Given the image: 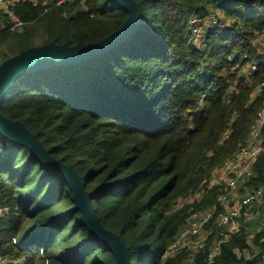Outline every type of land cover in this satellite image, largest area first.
Segmentation results:
<instances>
[{"label": "trees", "instance_id": "obj_1", "mask_svg": "<svg viewBox=\"0 0 264 264\" xmlns=\"http://www.w3.org/2000/svg\"><path fill=\"white\" fill-rule=\"evenodd\" d=\"M41 1L16 6L22 34L0 25L2 61L36 47L96 43L128 18L113 0H75L46 14ZM132 1L141 18L124 42L18 75L0 114L20 122L81 179L101 226L120 238L131 264H185L184 253L165 261L161 253L191 210L214 203L217 190L173 207L243 143L264 103V87L254 94L264 82V54L251 45L254 32L264 31V0ZM216 13L228 24L192 43L190 20ZM248 61L256 65L252 83L240 74ZM253 172L251 185L264 186V150ZM0 209V258L8 264H116L82 224L66 182L1 135ZM261 239L264 230L247 258L237 254L249 247L244 230L232 235L215 264H264ZM210 241L192 264H206Z\"/></svg>", "mask_w": 264, "mask_h": 264}, {"label": "built area", "instance_id": "obj_2", "mask_svg": "<svg viewBox=\"0 0 264 264\" xmlns=\"http://www.w3.org/2000/svg\"><path fill=\"white\" fill-rule=\"evenodd\" d=\"M21 1L37 2V0H0V25L7 29L10 34H22L24 31L25 23L15 12L16 6ZM74 1L42 0V13L46 14L54 7ZM189 24V40L194 44H198L206 29L216 25L225 26L228 24V21L222 15L217 16L216 14H212L203 20L193 18ZM254 36L255 38L251 42L252 46H255L259 40L264 38V32L255 31ZM247 59V55L242 57L243 61ZM255 70V63L248 61L241 66L240 74L248 78L250 73ZM248 82L252 83V80L248 78ZM262 87H264V82L258 84L254 94ZM232 89L230 88L229 92H232ZM263 128L264 103L257 111L250 132L243 143L235 149L229 158L217 166L212 176L199 190L195 191L192 195L176 201V210H181L198 201L197 199L202 200L206 193L214 189L217 190L216 198L212 205L203 209L190 211L186 222L179 229L174 240L161 253L162 261L184 253L185 264H192L194 257L205 251L208 245L207 242L211 239V245L207 249L206 264H215V260L220 255L221 245L228 242L232 235L240 232V222H243L245 225L252 224V227L264 230L263 188L254 187L247 190L240 200L233 205H230L231 195L229 193V191H233L239 186L249 185L255 178L253 165L258 155L264 150V139L261 134ZM254 206L256 207L254 208ZM4 212L5 210L0 209V215ZM261 241L264 242V239H261ZM0 264H8L7 259L0 258Z\"/></svg>", "mask_w": 264, "mask_h": 264}, {"label": "water", "instance_id": "obj_3", "mask_svg": "<svg viewBox=\"0 0 264 264\" xmlns=\"http://www.w3.org/2000/svg\"><path fill=\"white\" fill-rule=\"evenodd\" d=\"M113 2L116 7L128 12V18L120 29L106 38L87 45L36 47L5 60L0 65V102L14 79L20 74L59 64L83 61L104 53L124 42L137 28L141 13L138 5L132 0H113ZM0 135L25 145L45 169L55 172L63 179L72 193V201L75 204V208L82 215V224L85 225L98 242L107 245L113 254L116 264H131L127 249L120 238L101 226L95 210L90 204L89 193L85 191L81 179L70 167L63 164L60 160L52 158L49 152L42 147L36 136L29 133L20 122L7 119L1 114Z\"/></svg>", "mask_w": 264, "mask_h": 264}, {"label": "rangeland", "instance_id": "obj_4", "mask_svg": "<svg viewBox=\"0 0 264 264\" xmlns=\"http://www.w3.org/2000/svg\"><path fill=\"white\" fill-rule=\"evenodd\" d=\"M217 16H221L220 14H217ZM24 32V31H23ZM22 32V33H23ZM264 32V31H263ZM36 46H39L40 44V39H37L36 40ZM256 49L258 50L259 53H263L264 54V38L262 40H259L258 43L255 44ZM5 52V46H2L0 48V53H4ZM4 61H2V57H0V64H2ZM241 73V72H240ZM213 174V173H212ZM211 174V176H212ZM254 186L251 185V182L249 183V185H244V186H239L238 188L234 189L233 191H229L230 195H231V201H230V205H233L235 203H237L240 198L245 194V192L247 190H250V189H253ZM259 188H263V191H264V186L263 187H259ZM193 194V193H192ZM192 194H189V195H192ZM188 195V196H189ZM198 201L196 202H199L201 199H197ZM256 206H254L255 208ZM253 208V209H254ZM173 209H176V206L173 207ZM252 224L250 225H245L243 222H240L239 224V229L240 231L244 230L245 234L248 235V238H247V244L249 245L248 249H246V251L242 252V253H238V255H241V254H245L246 253V257L248 258L250 255H254L256 254L255 252L257 251L258 249V246L256 245V243L253 242V239L255 237V235L261 231L259 230L257 227H252L251 226ZM254 226V225H253ZM245 227H247L245 229ZM238 233V232H237ZM250 236V237H249ZM208 243V242H207ZM211 245V244H210ZM209 245V247H210Z\"/></svg>", "mask_w": 264, "mask_h": 264}, {"label": "crops", "instance_id": "obj_5", "mask_svg": "<svg viewBox=\"0 0 264 264\" xmlns=\"http://www.w3.org/2000/svg\"><path fill=\"white\" fill-rule=\"evenodd\" d=\"M218 13H216V15H217Z\"/></svg>", "mask_w": 264, "mask_h": 264}]
</instances>
